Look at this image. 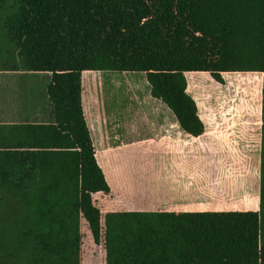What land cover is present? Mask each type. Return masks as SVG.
Instances as JSON below:
<instances>
[{"label":"trees","instance_id":"16d2710c","mask_svg":"<svg viewBox=\"0 0 264 264\" xmlns=\"http://www.w3.org/2000/svg\"><path fill=\"white\" fill-rule=\"evenodd\" d=\"M18 62L50 73V124H0V264H264V87L258 211H107L114 197L85 115L86 73L142 74L183 137L210 129L187 75H264V0H0Z\"/></svg>","mask_w":264,"mask_h":264},{"label":"rangeland","instance_id":"374dc122","mask_svg":"<svg viewBox=\"0 0 264 264\" xmlns=\"http://www.w3.org/2000/svg\"><path fill=\"white\" fill-rule=\"evenodd\" d=\"M14 12L15 8L10 5L0 10V66L13 65L19 59L18 50L6 39L7 20ZM45 75L41 73L38 78L13 71L0 72V113L17 124L35 123L32 115L38 110V104L33 100L41 101V95L45 100L48 86V83L45 86ZM188 76L189 92L212 129L207 144L213 155L210 156L211 152L207 154L201 147L199 153L191 157L185 151L187 165H192L194 171L198 170L190 178L186 176L185 184L187 187L196 184L204 168L210 172L208 175L213 170L220 177L222 162L224 173L228 174L227 185L220 196L228 197L234 183L239 184L235 178L246 180L248 176V181L252 182L256 178L252 141L257 142L261 133L264 75H224V84H218L204 75L199 78ZM83 85L85 115L98 148V159L111 189L116 193L114 198L96 195L97 206L103 212L150 208L154 197L161 195L154 177L157 173L164 174L166 169L163 166L158 169L161 157L153 154L150 141L144 145L132 143L139 139H151L152 135L154 137L168 127L167 110L157 109L149 103L148 83L142 74L86 73ZM40 103L45 108V103ZM142 124L146 128H142ZM174 132L173 138H179ZM176 175L179 174L176 172ZM216 182H220L218 178ZM243 189L241 195H235L231 201L219 205L218 210H252L257 198H246L250 194L248 188ZM207 190L205 193H208ZM183 191L184 195L188 194L185 189ZM212 193L211 190L207 195ZM82 229L81 264H105L104 250L94 243L85 225Z\"/></svg>","mask_w":264,"mask_h":264},{"label":"crops","instance_id":"0c3cea01","mask_svg":"<svg viewBox=\"0 0 264 264\" xmlns=\"http://www.w3.org/2000/svg\"><path fill=\"white\" fill-rule=\"evenodd\" d=\"M0 72H5V71H0ZM18 73H21V75H28V76H38L40 78L41 73L39 72H31V71H19ZM45 86L46 84L50 82L51 79V74L50 73H45ZM189 75V74H188ZM187 75V78L189 76ZM196 78H199V74H191ZM263 75V74H262ZM206 77H210L209 75H204ZM211 78V77H210ZM212 79V78H211ZM215 82V81H214ZM189 85H190V79H189ZM189 85H188V92H189ZM45 88V87H44ZM48 88V86H47ZM45 90V89H44ZM42 92V91H41ZM190 93V92H189ZM41 95V101L33 100V103L38 104V110L32 115V118L38 121V123H30V124H50L54 122V117H53V107L52 103L49 100V96L47 92L45 91V100ZM84 96V95H83ZM193 97V96H192ZM194 98V97H193ZM195 99V98H194ZM40 102L45 103V108L42 106ZM197 102V101H196ZM84 103V100H83ZM149 103L152 104L155 108L157 109H166L169 115V125L168 127L164 128L162 131H160L158 134H156L154 137L152 135L151 139H139L136 145H144V143H149L148 141L151 142V151L153 154L159 155L160 158V163L158 169L163 166L166 171L164 174L157 173V176L154 177V181H157L156 186L160 187L159 192L161 195H157L154 197V203L151 205L150 208L147 209H137V210H125V211H157V212H222L223 210H218L217 207L219 205L224 204V202L231 201L232 198H235V195H241L242 192H244L243 188H248L249 191V197L247 196L246 198H257V202H255L253 205V209L249 211H258L259 210V204H260V141H261V133L258 135V141H252V151L255 152V157H256V178L255 181H248L249 177L247 176L248 179L246 180H239L238 178H235L236 181L239 182V184L234 183V187H231L232 193L228 194V197L225 196H220L222 193L221 190L224 188L226 181V177L228 172L226 174L224 173V167L221 162V167H220V173L221 176L218 177L216 176L217 173L212 170L211 174L208 175V169L204 168L202 169L201 172L204 171L203 175L201 176L200 180L197 181L196 184H192L191 186L187 187L186 182L188 178L191 177V175L198 170H192L191 166L187 165L186 161V154L185 151L187 150V154L189 157L193 156L194 154L199 153L200 147L206 151L208 154L209 151L211 150L208 147L207 144V139L210 137L212 134V129L211 126L208 124V122L205 120L204 115L202 114L200 108H199V114L205 125L210 129L208 133L205 135L195 138L192 136L188 137H183L182 133L178 130L179 126L175 124L172 121L171 115L169 110L160 104H156L152 102L149 98ZM41 104V105H40ZM198 104V103H197ZM199 107V106H198ZM85 110V109H84ZM0 124H17L14 121H11L10 119L5 118L1 113H0ZM27 124V123H24ZM144 125L142 124V128ZM262 126V125H261ZM176 127V128H173ZM176 129V130H172ZM176 131L177 135L179 138H173L174 134ZM209 135V136H208ZM94 140V139H93ZM96 152H97V158H98V148L96 147V143L94 141ZM127 144L126 146H128ZM213 147H216L215 145H212ZM122 148V147H121ZM175 148V149H174ZM177 150V151H176ZM180 151V152H178ZM220 154V153H219ZM213 155V152H211L210 156ZM99 161V159H98ZM100 163V162H99ZM101 165V164H100ZM102 167V166H101ZM104 170V167H102ZM176 172L179 174L178 176L176 175ZM192 172V173H191ZM217 178L219 179V183L216 182ZM183 179H186L184 183H181ZM180 183V184H179ZM207 183H211L208 185ZM250 183V184H249ZM179 184V185H178ZM229 186V185H228ZM231 186V185H230ZM185 189L188 194L184 195ZM203 189V190H202ZM212 190V194L207 195ZM243 189V190H241ZM246 190V189H245ZM223 191V190H222ZM114 197H116V193L112 190ZM204 192L202 195L201 193ZM98 195V194H97ZM103 195V194H102ZM111 197V198H114ZM110 198V197H109ZM232 211V210H230ZM243 212V211H241ZM246 212V211H244Z\"/></svg>","mask_w":264,"mask_h":264}]
</instances>
